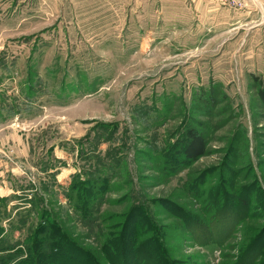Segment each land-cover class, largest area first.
<instances>
[{
  "label": "rangeland",
  "instance_id": "rangeland-1",
  "mask_svg": "<svg viewBox=\"0 0 264 264\" xmlns=\"http://www.w3.org/2000/svg\"><path fill=\"white\" fill-rule=\"evenodd\" d=\"M263 81L264 0H0V101H10L0 108L2 245L25 250L44 203L87 248L92 235L64 191L96 170L114 176L99 213L146 206L174 264L239 261L264 239ZM190 128L207 151L181 169L161 153ZM231 192L239 201L216 215L241 224L226 239L219 223L197 236L175 215L179 205L211 224L205 203Z\"/></svg>",
  "mask_w": 264,
  "mask_h": 264
},
{
  "label": "trees",
  "instance_id": "trees-1",
  "mask_svg": "<svg viewBox=\"0 0 264 264\" xmlns=\"http://www.w3.org/2000/svg\"><path fill=\"white\" fill-rule=\"evenodd\" d=\"M258 95L264 108V81L258 89ZM0 103V106H3L0 108H4L10 101L7 102L4 98ZM16 113L15 111L10 114ZM184 137L183 140L177 141V145L169 146L165 152L161 153V155L165 156L166 162L170 164L176 163L181 169L187 165H191L205 155L208 144V138L205 134L191 128L185 132ZM84 173L80 174L82 177L77 176L72 181L68 190L64 191V195L67 196L69 199L68 203L74 208L76 218L84 225L87 237L92 235L91 244H86L88 245L87 248L80 244L77 239H79L81 233L75 234L68 227H65V225L55 221L52 210L44 207V203H42L39 209L41 220L35 228H29L31 232L24 240L25 250L17 248V244L15 243L2 245V242L5 241V234L0 235V264H80L81 259L85 261L83 264H142L146 259L153 260L152 264H174L177 261L169 253L167 254V247L163 239L166 237V234L163 232V226L158 224L157 221H151L152 219H150L146 206L144 207L139 204L131 205L129 203L131 209L125 215L122 213L111 215V213L104 212H102L104 216L101 215L99 213V205L109 190L111 178L114 176L103 174L96 170ZM254 179L255 177L252 179V184L247 186L251 198L246 204L251 203L252 193L257 187L253 184ZM194 181L197 183L199 178H195ZM194 181L192 180L191 189H194ZM205 181L206 179L200 180L198 186H202ZM228 183L233 193H236V190L239 193L242 192L241 188L236 186L234 179L231 180V183ZM44 189L46 190L47 188ZM211 190V187L208 191L200 188L199 193L196 192V194H211ZM233 193H229L230 200L227 199L228 195L226 193V198H219L220 194H215V198L213 196L208 203H205L208 205L206 213H213V217L218 220L211 224H207L204 219H201L198 211L191 212L179 205L176 206L175 215L177 214L178 217L180 216V218L184 219L183 222L188 224L187 228L197 236L210 228L215 229L217 225L215 223H219L225 227L223 230L225 232L224 235H227L226 239L235 232L236 225H240L241 223L231 224V220L233 219L225 218L224 215V217H219L216 215V212L218 211L219 213V210L226 208L225 205L228 204V201L230 204H233V201L237 204L239 199ZM258 194L262 197L260 190ZM37 196L38 194L35 197L33 195L34 199ZM260 197L258 200H260ZM213 199L215 202H213ZM39 200H42V196L37 197V201ZM258 204H264V200H260ZM162 205L167 207V205ZM250 209L244 210V214L241 213L243 218L247 210L250 211ZM115 215H118L117 219H113ZM213 217L211 220H213ZM24 222L25 219L21 220L20 224L23 225ZM139 222H141L140 224L143 229L138 232L136 227H138ZM196 226L197 229L194 228ZM2 231L3 228H0V234ZM258 237L246 249H242L239 261L231 262L230 264H254L255 262L252 261L258 259L259 255H262L261 249L264 247V239L259 244L260 237ZM200 238L197 239L201 241ZM258 244L260 245V250L257 253H253V248Z\"/></svg>",
  "mask_w": 264,
  "mask_h": 264
},
{
  "label": "built area",
  "instance_id": "built-area-1",
  "mask_svg": "<svg viewBox=\"0 0 264 264\" xmlns=\"http://www.w3.org/2000/svg\"><path fill=\"white\" fill-rule=\"evenodd\" d=\"M220 1L223 4H226L230 7L237 8L240 6L243 0H217Z\"/></svg>",
  "mask_w": 264,
  "mask_h": 264
}]
</instances>
